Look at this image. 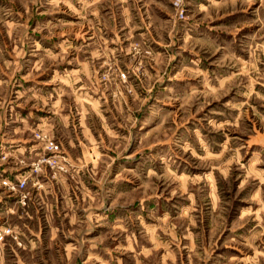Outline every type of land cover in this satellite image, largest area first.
Here are the masks:
<instances>
[{"label":"rangeland","instance_id":"rangeland-1","mask_svg":"<svg viewBox=\"0 0 264 264\" xmlns=\"http://www.w3.org/2000/svg\"><path fill=\"white\" fill-rule=\"evenodd\" d=\"M0 264H264V0H0Z\"/></svg>","mask_w":264,"mask_h":264},{"label":"built area","instance_id":"built-area-1","mask_svg":"<svg viewBox=\"0 0 264 264\" xmlns=\"http://www.w3.org/2000/svg\"><path fill=\"white\" fill-rule=\"evenodd\" d=\"M37 138H40L41 141H45L46 143H48L50 146H54L55 144L53 143V140H51V138H48V137H45L44 135H41V134H37ZM25 178H22V179H19L17 184H16V187L18 189H21L25 186ZM4 184H8L7 182H4Z\"/></svg>","mask_w":264,"mask_h":264}]
</instances>
